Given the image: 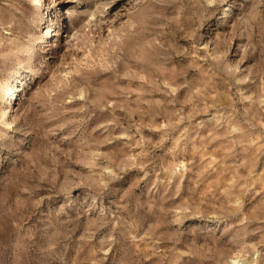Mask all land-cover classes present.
<instances>
[{"label": "rangeland", "instance_id": "obj_1", "mask_svg": "<svg viewBox=\"0 0 264 264\" xmlns=\"http://www.w3.org/2000/svg\"><path fill=\"white\" fill-rule=\"evenodd\" d=\"M234 262L264 264V0H0V264Z\"/></svg>", "mask_w": 264, "mask_h": 264}, {"label": "bare ground", "instance_id": "obj_2", "mask_svg": "<svg viewBox=\"0 0 264 264\" xmlns=\"http://www.w3.org/2000/svg\"><path fill=\"white\" fill-rule=\"evenodd\" d=\"M35 1V0H34ZM41 0H38V2H40ZM35 4V3H34ZM38 7V6H37ZM235 264L237 263V262H234ZM238 264V263H237Z\"/></svg>", "mask_w": 264, "mask_h": 264}]
</instances>
